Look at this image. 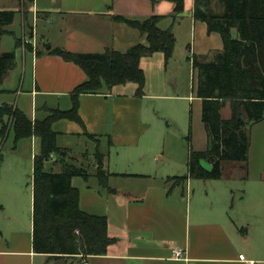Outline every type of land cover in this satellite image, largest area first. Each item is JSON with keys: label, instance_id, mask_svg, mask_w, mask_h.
<instances>
[{"label": "crops", "instance_id": "0c3cea01", "mask_svg": "<svg viewBox=\"0 0 264 264\" xmlns=\"http://www.w3.org/2000/svg\"><path fill=\"white\" fill-rule=\"evenodd\" d=\"M193 6L194 0H183L182 14L175 15L171 0H6L0 11H13L14 19L4 27V35H14L10 27L19 16L22 38L17 41L23 60L20 73L15 74L19 75V89L4 85L18 68L16 52L13 69L0 77V105L15 107L31 122L44 120L53 110L69 111L73 89L86 82L87 76L79 66L55 55L54 50L96 54L107 49L125 52L133 45L146 44L145 36L137 29L115 21L114 17L137 21L163 17L159 28H170L175 44L183 38V30L186 33L183 40L191 64L193 56L211 60L222 51V40L218 33L209 34L205 23L193 19ZM40 22L45 30L40 35L45 42L42 47L36 31ZM26 34L33 41L26 42ZM1 42L2 38L0 45ZM46 45L50 46L48 50ZM1 53L6 52L0 49ZM144 89L138 95L136 84L125 83L111 90L103 88L97 94H81L77 114L82 125L68 119L51 125L64 159L53 155L44 164L45 171L60 172L63 164L81 165V161L97 169L93 154L98 150L105 156L107 185L114 190L109 193L101 188L94 173L89 172L87 181L81 177L71 179V186L79 192L78 208L105 216L107 234L113 243L105 255L80 254L64 259L65 263L80 264L85 259L87 264H245L239 260L243 255L247 261L264 264V210L260 205L252 223L262 236L261 242L250 240L241 229L242 219L230 212L233 196L230 198L229 184L221 182L223 175L219 180H210L214 184L206 183L204 191L191 189L194 179L173 185L170 178L175 176H168L158 164L164 159L158 153L149 156L146 139L150 127L144 122L142 104L149 95ZM248 133V162L246 166L239 164L243 172L240 177L257 182L262 198L264 119L253 124ZM9 135L16 145V154L30 167L31 178L33 158L40 152L39 139L27 137L15 142L10 126L4 141ZM205 142L204 149L195 151L206 149V133ZM102 143L107 153L101 151ZM14 161L17 167L7 169L13 180L20 176L21 164L24 166L20 159ZM3 173L1 169V176ZM3 187L0 185V194L7 198L0 197V264H56L58 260L34 252L31 215L24 224L14 191ZM178 249L184 252L182 258L173 255Z\"/></svg>", "mask_w": 264, "mask_h": 264}, {"label": "trees", "instance_id": "16d2710c", "mask_svg": "<svg viewBox=\"0 0 264 264\" xmlns=\"http://www.w3.org/2000/svg\"><path fill=\"white\" fill-rule=\"evenodd\" d=\"M175 15L183 12V0H171ZM220 10L215 12L212 0H194L193 19L205 23L207 32L218 33L222 51L211 60L192 57L196 71L195 97L200 100V120L207 138L204 151L189 147L187 174L171 177L183 184L188 179L219 180L224 162H248L249 128L264 119V0H218ZM174 18V17H173ZM14 19L13 11H0V38L4 27ZM137 29L146 38V44H136L125 52L107 49L103 53L81 54L64 50L53 53L66 62L79 66L87 81L71 93L69 111L53 110L42 121L31 122L15 107L0 105V145L12 128L14 141L36 137L40 152L33 158L32 188V246L36 253L54 260L76 255H105L113 239L107 234V218L91 215L78 208L79 192L71 186L73 177L84 181L88 173L75 164H63L60 172L45 171L44 164L53 155L59 160L61 150L56 146V133L51 129L54 121L68 119L80 125L77 114L81 94H97L103 88L134 83L137 94L142 95L145 77L140 61L154 53H162L167 62L174 51L175 37L170 28L162 30L160 16L142 21L113 18ZM235 32V35L232 34ZM19 42H16L18 46ZM13 52L0 54V77L13 69ZM228 104L230 117L223 119L221 110ZM97 166L99 186L114 193L107 185L109 174L103 169L105 156L98 150L93 154ZM2 154L0 152V164ZM209 165L206 168L204 164Z\"/></svg>", "mask_w": 264, "mask_h": 264}, {"label": "rangeland", "instance_id": "374dc122", "mask_svg": "<svg viewBox=\"0 0 264 264\" xmlns=\"http://www.w3.org/2000/svg\"><path fill=\"white\" fill-rule=\"evenodd\" d=\"M5 3L6 0H0V6L5 5ZM212 6L215 12L219 11L218 0H213ZM10 30L14 32V35L2 36L0 49L3 52H16L18 68L15 71L16 73H13L4 83L6 87H12L11 89L16 91L19 89L20 83L19 75L15 76V74L20 73L23 60L21 50L16 46V41L22 38L19 16L16 17ZM36 31L39 47H42L45 43L40 38V35L45 33L43 23L38 24ZM185 34L183 30V38H179V42L175 44L173 54L167 62H165L164 56L160 52L142 58V69L145 77L144 93L149 95V98L142 100L143 119L150 127L146 143L148 142L149 145L150 157L158 153V157L164 159L159 161L158 164L165 168L168 176L186 175L189 147L194 150H201L206 145L205 132L200 121V101L195 97L196 71L187 59L186 44L183 40ZM46 36L49 37V35ZM23 38L26 42L32 40L29 39L27 34ZM50 39L54 40L55 38ZM14 77H17L16 80ZM221 117L223 119L230 117L228 104L221 110ZM104 146L105 144L102 143V152L106 151ZM0 150L3 157L0 165V185L4 186V190L10 188L9 190L14 191L18 203V213L22 215V221L25 224L30 221L32 205L30 167L25 165L26 160L16 154V145L13 144L12 136L9 135ZM16 159L24 162V166L21 164V174L13 180L8 176V171L14 166V160ZM239 164L224 162L222 164L223 179L221 182L228 183L230 186L232 191L230 198L233 196L230 212L242 219L241 229L245 231L248 238L250 237V240L255 239L261 242L262 236L258 233L252 221L254 212L257 211L259 205L264 210V196L259 197L258 192L260 189L257 182L248 179L243 180L242 176L240 177L243 172L240 170ZM204 165L206 166V163ZM50 166L51 164L48 165V170H50ZM78 166L88 174L89 172L90 174H96L97 172V169L90 167L84 161H81V165ZM14 167H17V164ZM1 169L4 170L2 176ZM171 181L173 185L178 183L175 180ZM192 182L191 189L197 191H204L206 183H215V181L203 180H192ZM0 197L4 200L7 198L6 194H0Z\"/></svg>", "mask_w": 264, "mask_h": 264}, {"label": "built area", "instance_id": "2783aa9c", "mask_svg": "<svg viewBox=\"0 0 264 264\" xmlns=\"http://www.w3.org/2000/svg\"><path fill=\"white\" fill-rule=\"evenodd\" d=\"M173 255H174L175 258H182L183 255H184V252L181 251V250H179V249H178V250H174V251H173ZM239 260L245 262V264H255V263L252 262V261H247V260H245V258H244L243 255H240V256H239ZM80 264H87V262H86V260L84 259V260L81 261Z\"/></svg>", "mask_w": 264, "mask_h": 264}, {"label": "water", "instance_id": "95a60500", "mask_svg": "<svg viewBox=\"0 0 264 264\" xmlns=\"http://www.w3.org/2000/svg\"><path fill=\"white\" fill-rule=\"evenodd\" d=\"M45 48H46V50H48L50 48V46L49 45H46ZM56 264H66V263H65V260L64 259H60V260L57 261Z\"/></svg>", "mask_w": 264, "mask_h": 264}]
</instances>
